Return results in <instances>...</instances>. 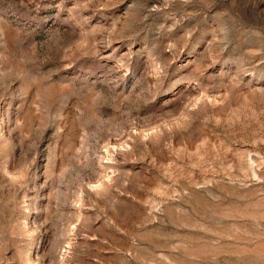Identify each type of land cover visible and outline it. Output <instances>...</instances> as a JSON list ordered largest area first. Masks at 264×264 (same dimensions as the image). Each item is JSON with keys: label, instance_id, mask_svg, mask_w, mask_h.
<instances>
[{"label": "rangeland", "instance_id": "1", "mask_svg": "<svg viewBox=\"0 0 264 264\" xmlns=\"http://www.w3.org/2000/svg\"><path fill=\"white\" fill-rule=\"evenodd\" d=\"M0 264H264V0H0Z\"/></svg>", "mask_w": 264, "mask_h": 264}]
</instances>
